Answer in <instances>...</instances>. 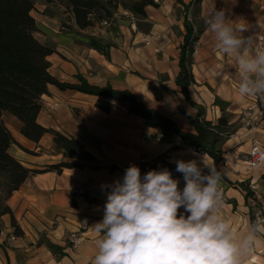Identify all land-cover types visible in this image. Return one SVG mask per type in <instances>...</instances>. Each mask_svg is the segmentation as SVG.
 Here are the masks:
<instances>
[{"label":"crops","instance_id":"1","mask_svg":"<svg viewBox=\"0 0 264 264\" xmlns=\"http://www.w3.org/2000/svg\"><path fill=\"white\" fill-rule=\"evenodd\" d=\"M34 1L36 35L45 33L44 40L36 38L55 51L48 57L52 76L72 83L76 75H81L94 85L110 83L116 89H129L145 106L172 118L181 130L194 131L189 118L193 119L197 111L175 82L184 19L187 11H192V0H119L112 18L87 29L76 26L64 4ZM199 9L196 24L202 33L192 59L196 82L190 86L192 99L205 107L206 119L216 120L225 111L230 123L238 122L247 106L254 105L252 127L238 124L221 144L223 160L219 164L221 214L242 234L256 206L264 216V163L257 168L245 163L252 141L264 139V97L253 96L249 101L239 98L237 61L216 49L215 34L207 20L215 9H226L230 24L247 27L243 35L252 43L245 47L252 54L256 37L264 35V0H201ZM256 99L260 101L255 105ZM96 100L88 94L49 85L48 93L42 95L37 121L45 128L76 138L97 159L115 163L120 169L109 172L105 168H65L61 173L30 175L6 201L23 234H13L10 214L1 216L0 264H92L99 238L92 226L102 220L111 190L102 186L122 180L125 170L137 165L139 157L152 159L169 148L156 141V128L129 114L125 105L113 103L106 113L92 105ZM2 120L15 141L9 153L24 166L42 168L64 159L50 133L33 142L21 135L20 122L14 116L4 112ZM190 150L193 149L172 151L168 159L174 162L196 158ZM209 162L213 164L210 157ZM175 179L183 189L184 178ZM226 180L252 185L254 199L246 201L244 191ZM85 194L98 202L90 203ZM42 238L62 246L66 255L53 253L45 243H39ZM242 264H264V239Z\"/></svg>","mask_w":264,"mask_h":264},{"label":"trees","instance_id":"2","mask_svg":"<svg viewBox=\"0 0 264 264\" xmlns=\"http://www.w3.org/2000/svg\"><path fill=\"white\" fill-rule=\"evenodd\" d=\"M42 1L49 3L56 0ZM118 2L119 0H65L66 8L71 12L79 29H87L112 18ZM200 3L201 0H192L189 5L192 7L194 25L187 15L184 19L185 34L179 47V70L175 79L186 101L197 111L193 119L189 118L194 131L186 132L181 130L172 118L145 106L129 89H116L110 83L104 86L94 85L81 75H76V81L72 83L60 81L52 76L48 57L54 50L36 38L38 28L32 16L33 0H0V220L2 215L10 214L14 235L20 236L23 232L6 201L30 175L46 171L61 173L65 168L92 170L105 168L109 172L120 169L115 163L106 164L97 159L76 138L45 128L38 123L37 116L42 107L41 98L43 94L48 93L49 85L62 91L75 90L94 96L97 100L102 99L105 104L97 105L106 113L111 111L113 103H121L126 106L129 114L142 118L148 127L156 128L159 142L170 146L166 152L147 160L146 163L136 165L140 168L142 176L153 169L167 168L173 178L183 177L176 171V164L168 160V154L178 149V146L174 145L176 139L180 141V146L190 147L197 153H206L222 176L219 168L223 160L221 144L237 126L230 123L224 111L216 120L206 119L205 107L196 103L190 95V86L196 83L192 73V54L194 44L202 33V28L196 24ZM4 112L11 114L20 122V133L28 140L38 142L45 133H50L54 146L62 150L64 159L56 164L44 165L42 168L24 166L9 153V147L15 141L2 120ZM226 181L229 185L244 191L246 201L254 199V192L248 184ZM85 196L90 203L98 202L96 198H91L87 194ZM39 243H45L59 256L66 255L62 246L51 243L48 239L42 238Z\"/></svg>","mask_w":264,"mask_h":264},{"label":"clouds","instance_id":"3","mask_svg":"<svg viewBox=\"0 0 264 264\" xmlns=\"http://www.w3.org/2000/svg\"><path fill=\"white\" fill-rule=\"evenodd\" d=\"M226 11L215 9L207 20L216 49L237 61L239 98L264 97V47L250 54L247 27L230 24ZM190 151L196 158L174 161L183 189L167 168L142 176L135 164L102 186L111 190L92 226L99 236L92 264H242L254 252L264 239V216L241 234L221 214L220 173L206 153Z\"/></svg>","mask_w":264,"mask_h":264},{"label":"built area","instance_id":"4","mask_svg":"<svg viewBox=\"0 0 264 264\" xmlns=\"http://www.w3.org/2000/svg\"><path fill=\"white\" fill-rule=\"evenodd\" d=\"M128 12H124L123 15H128ZM259 47H264V35L259 34L256 37L254 46H253V52ZM255 103V101H254ZM256 105V103H255ZM254 109V105L250 104L247 106V108L242 112V122H244V125L250 126L251 125V113ZM246 165L250 168H257L260 167L264 163V139H254L252 141L250 150L248 152V157L245 161ZM250 186V185H249ZM250 188L252 189L253 186L251 185ZM261 215L258 210L254 211V219L256 216ZM253 219V220H254ZM2 234V229H0V235ZM10 238H13V234L9 235Z\"/></svg>","mask_w":264,"mask_h":264},{"label":"rangeland","instance_id":"5","mask_svg":"<svg viewBox=\"0 0 264 264\" xmlns=\"http://www.w3.org/2000/svg\"><path fill=\"white\" fill-rule=\"evenodd\" d=\"M33 2H35L33 0ZM56 3H59V4H64L66 6V3H65V0H56ZM187 17L189 19L190 22H193V25H194V19H193V16H192V11H187ZM196 28V26H195ZM38 39H42L44 40L45 39V33L40 31L39 34L36 35ZM200 36V35H199ZM254 46V45H253ZM253 46H252V51H253ZM199 48V44H198V41L194 44V51H193V54H192V59H193V55L197 52ZM55 52V51H54ZM254 53V52H253ZM250 98H253V97H247V101L250 100ZM260 100L259 99H256L255 103L257 104V102H259ZM97 103H100V104H105V101L102 100V99H98L96 101H92V105L93 106H96L98 107ZM99 108V107H98ZM225 115H226V112L224 111ZM227 116V115H226ZM228 118V117H227ZM235 126H238V124H243L244 125V122H242V114H240L239 118H238V122H235L233 123ZM156 141L159 142V136L157 137ZM174 145L178 146V149L180 148H188V147H183V146H180V141L178 139L175 140L174 142ZM190 148V147H189ZM177 149V150H178ZM176 151V150H175ZM197 153V152H196ZM147 160H150V159H146L144 157H139L137 160H136V164H142V163H146ZM169 160V159H168ZM250 187V186H249ZM257 207V206H256ZM256 207L253 209L252 213H251V221H253L254 219V211H256ZM255 220V219H254Z\"/></svg>","mask_w":264,"mask_h":264}]
</instances>
